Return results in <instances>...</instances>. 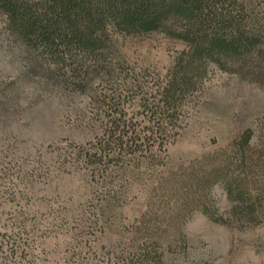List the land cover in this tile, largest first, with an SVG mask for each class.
Returning a JSON list of instances; mask_svg holds the SVG:
<instances>
[{
    "label": "rangeland",
    "instance_id": "374dc122",
    "mask_svg": "<svg viewBox=\"0 0 264 264\" xmlns=\"http://www.w3.org/2000/svg\"><path fill=\"white\" fill-rule=\"evenodd\" d=\"M183 48L160 32H111L101 70L60 78L7 32L0 14V264H122L160 175L225 147L245 128L257 131L264 86L209 65L182 105L164 160L123 192L113 219L100 220L103 183L80 153L120 112L146 122L141 96L154 92ZM212 197L226 217L221 186ZM182 232L183 243L158 247L165 264H264V223L219 224L196 211Z\"/></svg>",
    "mask_w": 264,
    "mask_h": 264
},
{
    "label": "trees",
    "instance_id": "16d2710c",
    "mask_svg": "<svg viewBox=\"0 0 264 264\" xmlns=\"http://www.w3.org/2000/svg\"><path fill=\"white\" fill-rule=\"evenodd\" d=\"M0 14L7 32L60 78L101 70L111 32H160L184 45L154 92L141 96L146 122L118 111L80 153L103 183L102 222L113 219L143 170L164 160L182 105L200 89L209 65L264 86V0H0ZM256 129L245 128L225 147L158 177L122 264H165L158 247L183 243V225L196 211L219 224L264 223V117ZM216 185L230 202L226 217L212 197Z\"/></svg>",
    "mask_w": 264,
    "mask_h": 264
}]
</instances>
